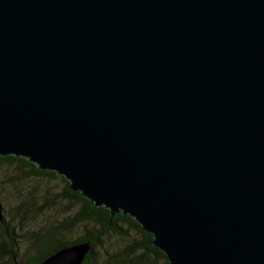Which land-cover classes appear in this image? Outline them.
Returning <instances> with one entry per match:
<instances>
[{
	"label": "water",
	"instance_id": "95a60500",
	"mask_svg": "<svg viewBox=\"0 0 264 264\" xmlns=\"http://www.w3.org/2000/svg\"><path fill=\"white\" fill-rule=\"evenodd\" d=\"M7 155L130 215L167 264H264V0H0Z\"/></svg>",
	"mask_w": 264,
	"mask_h": 264
},
{
	"label": "trees",
	"instance_id": "16d2710c",
	"mask_svg": "<svg viewBox=\"0 0 264 264\" xmlns=\"http://www.w3.org/2000/svg\"><path fill=\"white\" fill-rule=\"evenodd\" d=\"M17 163L20 168H26L33 176L55 177L58 174L50 170H41L35 164L23 157L14 155L0 156L1 163ZM65 181L64 196L72 204L71 213L50 224L39 233L30 246L20 254L19 249L23 242L18 234L13 219L8 216L5 203L0 198V264H40L46 257L67 245L88 241L90 250L82 264H102L96 249L102 246L101 237L107 233L128 236L129 230L136 232L139 237L128 240L114 259L113 264H167L163 252L151 244L152 235L142 230L141 226L128 214L118 212L111 214L103 206H95L79 191H72L69 182ZM126 225V228L123 227ZM83 227L84 233L72 237L74 230Z\"/></svg>",
	"mask_w": 264,
	"mask_h": 264
},
{
	"label": "rangeland",
	"instance_id": "374dc122",
	"mask_svg": "<svg viewBox=\"0 0 264 264\" xmlns=\"http://www.w3.org/2000/svg\"><path fill=\"white\" fill-rule=\"evenodd\" d=\"M65 181L60 175L55 177L33 176L28 169L20 168L17 163L0 164V198L5 203L8 216L13 219L23 242L21 254L30 246L35 233L44 230L71 213L70 200L64 196ZM72 205V206H71ZM126 228V225H123ZM84 228L74 230L72 237L84 233ZM139 235L132 229L128 236L107 233L102 236V246L97 250L102 264H113L126 242Z\"/></svg>",
	"mask_w": 264,
	"mask_h": 264
}]
</instances>
